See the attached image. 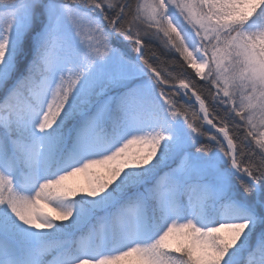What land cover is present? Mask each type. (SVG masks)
<instances>
[{"label": "snow or ice", "instance_id": "6c2138e0", "mask_svg": "<svg viewBox=\"0 0 264 264\" xmlns=\"http://www.w3.org/2000/svg\"><path fill=\"white\" fill-rule=\"evenodd\" d=\"M0 264H264V0H0Z\"/></svg>", "mask_w": 264, "mask_h": 264}]
</instances>
